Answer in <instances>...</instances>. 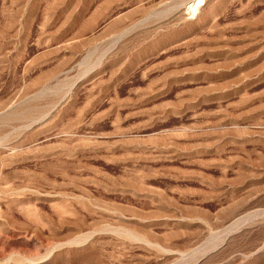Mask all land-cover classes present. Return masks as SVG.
I'll use <instances>...</instances> for the list:
<instances>
[{
    "label": "rangeland",
    "instance_id": "obj_1",
    "mask_svg": "<svg viewBox=\"0 0 264 264\" xmlns=\"http://www.w3.org/2000/svg\"><path fill=\"white\" fill-rule=\"evenodd\" d=\"M198 1L0 0V264H264V0Z\"/></svg>",
    "mask_w": 264,
    "mask_h": 264
},
{
    "label": "bare ground",
    "instance_id": "obj_2",
    "mask_svg": "<svg viewBox=\"0 0 264 264\" xmlns=\"http://www.w3.org/2000/svg\"><path fill=\"white\" fill-rule=\"evenodd\" d=\"M200 1V0H199ZM199 1H198V4H199ZM198 6V5H197ZM190 7V6H189ZM189 10V9H188ZM194 10V9H193Z\"/></svg>",
    "mask_w": 264,
    "mask_h": 264
}]
</instances>
